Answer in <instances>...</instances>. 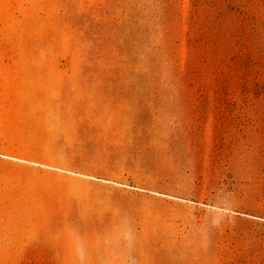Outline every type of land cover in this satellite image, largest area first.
Segmentation results:
<instances>
[{
	"label": "rangeland",
	"instance_id": "rangeland-1",
	"mask_svg": "<svg viewBox=\"0 0 264 264\" xmlns=\"http://www.w3.org/2000/svg\"><path fill=\"white\" fill-rule=\"evenodd\" d=\"M0 264H264V0H0Z\"/></svg>",
	"mask_w": 264,
	"mask_h": 264
}]
</instances>
